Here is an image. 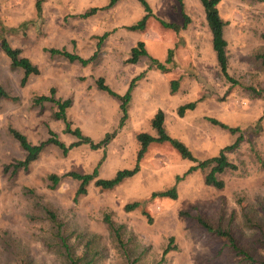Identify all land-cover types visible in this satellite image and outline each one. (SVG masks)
<instances>
[{
    "label": "rangeland",
    "instance_id": "rangeland-1",
    "mask_svg": "<svg viewBox=\"0 0 264 264\" xmlns=\"http://www.w3.org/2000/svg\"><path fill=\"white\" fill-rule=\"evenodd\" d=\"M145 1L150 14L130 29L145 15L137 0H117L109 7H104L108 0H0V38L38 68V74H30L20 86L21 69L12 67L0 50V85L16 97L0 99V264H217L222 262L216 255L218 241L178 213L215 217L220 210H234L238 215L240 202L249 210L264 209V63L258 58L264 52V0L217 4L225 22L226 71L236 83L219 72L199 0ZM92 7L97 11L78 16ZM181 12L188 17L184 28L175 31L165 25L181 26ZM137 41L145 54L127 63ZM97 42L96 58L85 66L44 50L64 48L87 57ZM150 59L166 71L151 67ZM98 76L119 94L138 77L124 124L109 143L96 150L81 144L65 154L46 143L26 169L12 171L10 164L22 159L23 152L8 126L31 143L45 140L48 129L64 144L75 140L62 132L63 122L53 118L52 102L32 103L33 96L48 95L49 87L55 98L70 99L65 118L83 135L97 141L115 128L118 103L95 87ZM170 80L176 81L174 91ZM190 101H195L193 108L179 116L177 108ZM157 111L163 114L164 131L199 160L216 155L237 136L208 118L240 129L241 140L225 152L236 168L216 174L223 181L221 188L203 182L208 169L175 182L192 162L167 142L150 143L139 169L109 189L89 182L85 193L74 199L78 181L67 176L49 187L48 174L89 173L100 159V178L130 168L138 149L135 135H155L150 119ZM173 184L174 199H149L151 192ZM133 201L139 205L124 211V204ZM104 214L119 226L118 236L103 221Z\"/></svg>",
    "mask_w": 264,
    "mask_h": 264
},
{
    "label": "trees",
    "instance_id": "trees-1",
    "mask_svg": "<svg viewBox=\"0 0 264 264\" xmlns=\"http://www.w3.org/2000/svg\"><path fill=\"white\" fill-rule=\"evenodd\" d=\"M117 0H108V3L104 7H109L114 4ZM143 7L144 16L143 18L134 25H131L130 29H135L137 26L143 24V19L150 14V8L145 0H137ZM263 1V0H257ZM206 24L209 28L211 37V48L214 52L215 60L218 65L219 72L221 75L229 82L236 83L237 81L231 78L226 71V55L225 46L226 41L223 37V27L225 22L221 19L218 13L217 4L219 0H199ZM37 10H39V2H36ZM97 7H92L80 13L78 16L86 17L91 13L97 11ZM182 24L181 26H175L166 23L165 25L173 28L175 31L178 28H184L188 23V17L182 13ZM14 30V29H13ZM100 42L96 43V49L87 57H81L74 52H69L64 48H44L49 54L59 55L63 57L68 62H77L82 66H85L89 62L93 61L97 55V48ZM0 50L9 59L10 65L12 67H18L22 71V75L19 80V85L23 86L30 74H38V68L32 64L29 59L21 55V50L18 47H11L4 37L0 38ZM145 54L142 42L137 41L129 49L128 57L126 58L127 63H136L140 56ZM171 50L168 51L167 60L170 59ZM258 58L264 63V52L258 54ZM151 67L160 69L161 72L166 71L165 67L161 65L155 59H150ZM137 76L129 80L125 91L122 94L114 92L108 85L104 82L101 76L95 79V87L106 92L108 95L113 97L118 105L119 117L117 124L111 131L105 132L100 139L93 141L86 135H83L78 127H71L70 122L65 118V109L70 105V99H59L53 96L54 88L49 87V94H38L33 96L32 103L34 105H41L43 102H52L55 105V110L52 113L54 119H59L63 122L62 132L71 135L75 138L68 144H64L60 141L55 133L48 129L47 138L43 141L37 143L29 142L26 137L19 132L17 129L8 126L7 131L11 137L18 143V146L23 152V157L20 160H16L13 164H10L12 171L19 168L26 169L28 164L34 161L39 152L42 150L46 143H49L56 148H58L62 154H65L69 149L77 147L81 144L87 145L91 150H96L105 147L109 141L114 137L116 131L120 129L127 117V105L130 100L131 90L134 87ZM176 87V81L170 80V90L174 91ZM255 94H259V91L249 88ZM16 99L15 96H10L0 85V99ZM195 105V101H190L180 105L177 108L178 115H182L186 109H191ZM264 109V106H263ZM208 121L214 125H217L221 129L227 130L231 134H237L234 141L228 145L221 147L217 154L204 159L195 158L192 153L187 149V147L177 139L170 137L163 129V114L161 111H157L150 119V127L154 130L155 135H150L146 132H139L135 135V139L138 143V149L135 154L134 163L130 168H122L116 170L114 174L109 178L97 177V168L101 159L96 163V165L91 169L89 173H78L75 171H66L62 175L58 176L54 173L47 175V179L50 182L49 187L52 188L60 179L61 176H67L78 181V185L74 192V199L78 195L85 193V186L92 182L95 187L100 189H109L123 178L131 176L139 169V161L146 150V147L153 142H167L181 158L192 162L191 165L182 173L181 176H175L174 181L177 182L184 175L195 171L197 169L204 170L208 169L203 177V182L206 185H210L214 188H221L223 186V181L216 177V174L221 173L226 169L234 170L236 168L235 164L228 161L225 152L230 151L237 146L241 140L240 129L235 126L231 127L223 122H220L214 118H208ZM258 118L255 122L256 129H259ZM7 167V166H4ZM5 169V168H4ZM155 197H167L174 199L176 197V187L175 184L170 186L165 190L154 191L150 193L149 199ZM139 205L138 201H133L131 203H125L123 206L124 211H130ZM239 213L238 215L234 210L229 211L225 214L220 210L215 217H208L201 214H189L187 211H180L178 214L189 218L192 223L196 226L202 228L206 233L215 238L218 241L216 248V255H221L220 260H217V264H264V209L260 210H249L240 202L238 204ZM50 217L54 219L53 215L49 213ZM103 221L107 227L114 232L115 236H118L119 226H114V223L110 219L109 215L104 214ZM167 248L163 249L162 254L166 253ZM71 264L74 262L71 260Z\"/></svg>",
    "mask_w": 264,
    "mask_h": 264
}]
</instances>
